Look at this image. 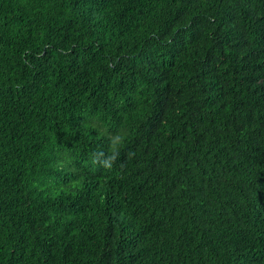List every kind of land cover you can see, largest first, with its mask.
Returning a JSON list of instances; mask_svg holds the SVG:
<instances>
[{
	"label": "trees",
	"instance_id": "obj_1",
	"mask_svg": "<svg viewBox=\"0 0 264 264\" xmlns=\"http://www.w3.org/2000/svg\"><path fill=\"white\" fill-rule=\"evenodd\" d=\"M0 264H264V0H0Z\"/></svg>",
	"mask_w": 264,
	"mask_h": 264
},
{
	"label": "clouds",
	"instance_id": "obj_2",
	"mask_svg": "<svg viewBox=\"0 0 264 264\" xmlns=\"http://www.w3.org/2000/svg\"><path fill=\"white\" fill-rule=\"evenodd\" d=\"M112 143L114 146L112 155L105 156L104 153H102V152L101 153H94L92 156V163L93 164H99L105 168H112L113 167L114 162H115L116 157H117L115 145L120 143V138L119 137L113 138Z\"/></svg>",
	"mask_w": 264,
	"mask_h": 264
}]
</instances>
